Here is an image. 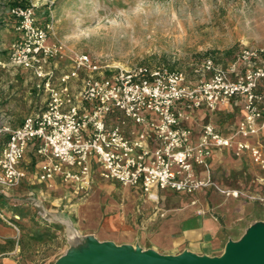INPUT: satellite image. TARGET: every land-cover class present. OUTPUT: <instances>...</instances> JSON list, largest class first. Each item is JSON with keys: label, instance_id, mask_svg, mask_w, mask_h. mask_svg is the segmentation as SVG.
I'll list each match as a JSON object with an SVG mask.
<instances>
[{"label": "built area", "instance_id": "1", "mask_svg": "<svg viewBox=\"0 0 264 264\" xmlns=\"http://www.w3.org/2000/svg\"><path fill=\"white\" fill-rule=\"evenodd\" d=\"M37 7L36 0H16L11 7L20 37L11 44L9 62L33 71L40 79L37 87L48 93V99L16 127L0 112V193L22 184L26 173L21 162L34 145L44 159L41 182L63 174L84 193L91 190V159L96 157L103 178L141 187L146 193L157 188L192 195L210 188L226 197L254 198L222 186L213 176L209 159L213 148L232 147L236 136L246 139L264 130L263 48L246 47L229 69L207 57L195 69L194 81L184 71L149 65L106 74L91 55L75 53L71 70L55 80L54 70L47 66L62 47L49 44L54 19L40 24ZM76 79L81 81L78 91L72 88ZM235 97L242 98L245 109L236 133L225 136L208 123L198 142L192 143L191 131L181 125L185 114L178 104L185 101L191 108L215 110ZM116 111L142 127L138 139L128 138L120 125L108 126L107 117ZM151 141L154 150L145 145ZM236 146L238 153L249 152L264 170L260 145L240 140ZM195 165L205 169L204 177L196 175ZM0 216L19 231L1 210Z\"/></svg>", "mask_w": 264, "mask_h": 264}, {"label": "crops", "instance_id": "2", "mask_svg": "<svg viewBox=\"0 0 264 264\" xmlns=\"http://www.w3.org/2000/svg\"><path fill=\"white\" fill-rule=\"evenodd\" d=\"M14 4L16 0H0V112L16 127L46 105L48 93L37 87L40 79L33 71L9 62L11 44L20 37L11 15ZM47 68L54 70L57 80L72 65L65 68L52 61ZM80 87V80L72 82L74 91ZM260 90L264 92V84ZM178 108L185 114L181 125L191 131L192 143L198 142L208 123L225 136H233L245 116L241 97L215 110L191 108L185 101ZM107 124L122 126L130 139H138L142 130L121 111L110 114ZM240 140L264 150V130L246 139L236 136L232 147L213 148L210 168L222 186L258 196L264 191V170L253 162L249 152H237ZM145 145L154 150L153 141ZM43 161L36 147L30 145L21 162L26 173L22 184L0 193V210L19 227L18 231L0 216V264H54L71 244L90 234L101 241L139 244L164 254L190 250L218 256L230 239H240L253 223L264 220L260 202L226 197L210 188L189 195L171 189L154 188L146 193L141 187H125L100 175L96 157L91 159L93 183L88 193L79 190L76 182L66 181L63 174L41 182ZM194 169L197 176L206 175L203 167L195 165ZM64 220L72 221L78 231L76 240Z\"/></svg>", "mask_w": 264, "mask_h": 264}, {"label": "rangeland", "instance_id": "3", "mask_svg": "<svg viewBox=\"0 0 264 264\" xmlns=\"http://www.w3.org/2000/svg\"><path fill=\"white\" fill-rule=\"evenodd\" d=\"M36 1L41 21L54 19L49 44L62 47L51 62L65 68L75 53H87L106 74L149 65L184 71L194 81L207 57L229 69L246 47L264 49V0ZM250 195L264 205V191ZM64 223L76 240L72 221Z\"/></svg>", "mask_w": 264, "mask_h": 264}, {"label": "water", "instance_id": "4", "mask_svg": "<svg viewBox=\"0 0 264 264\" xmlns=\"http://www.w3.org/2000/svg\"><path fill=\"white\" fill-rule=\"evenodd\" d=\"M54 264H264V220L253 223L240 239H230L218 256L190 250L164 254L139 244L101 241L90 234L71 244Z\"/></svg>", "mask_w": 264, "mask_h": 264}, {"label": "bare ground", "instance_id": "5", "mask_svg": "<svg viewBox=\"0 0 264 264\" xmlns=\"http://www.w3.org/2000/svg\"><path fill=\"white\" fill-rule=\"evenodd\" d=\"M133 195H134V194H133ZM133 195H132V196H133ZM66 223L68 224V227L71 226V224H70L69 222H66Z\"/></svg>", "mask_w": 264, "mask_h": 264}]
</instances>
